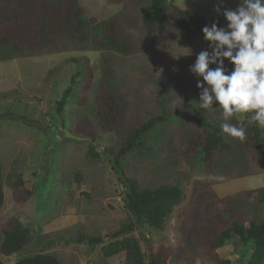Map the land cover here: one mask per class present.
<instances>
[{"label":"rangeland","instance_id":"374dc122","mask_svg":"<svg viewBox=\"0 0 264 264\" xmlns=\"http://www.w3.org/2000/svg\"><path fill=\"white\" fill-rule=\"evenodd\" d=\"M148 1L76 0L85 8V21L96 19L86 29V41L62 36L37 50L10 48L0 54V163L5 192L0 245L3 230L12 218L19 219L32 232L31 240L20 251L12 255L0 252L4 264H14L37 253L53 254L62 264H125V252L108 257L101 244L79 242L78 238L103 235L108 241L106 234L133 220L126 209V185L104 148H119L133 124L159 113L149 76L166 83L172 96L170 119L149 132L148 144L154 145L153 150L125 158L124 171L143 188L181 185L187 195L161 228L145 224L126 234L140 240L145 256L150 243L166 244L174 249L169 264H215L201 242L215 212L204 194L215 192L217 197H225L264 186V166L254 151L223 158L209 172L196 159L181 157V148L197 130L191 111L184 107L196 101L190 98L186 103L184 95L201 90L197 82L202 80L190 71V66L199 52L210 51V42L201 39L186 43L171 21L158 28L153 40L143 42L139 10ZM172 1L181 8L219 17L222 27L227 24L224 9H235L240 2ZM111 17L117 18L123 31L134 40L135 53L123 55L93 45L92 37L101 33L102 22ZM103 55L110 58L113 69L109 85L126 100L121 124L112 132L102 131L94 115ZM225 67L226 74L234 68L226 60ZM72 76V90L59 112L57 103ZM227 138L240 142L238 138ZM19 172L27 175L34 187L33 195L24 203L14 197L12 181ZM232 203L247 213L260 208L257 202L239 193ZM253 247L252 242L234 237L218 253L231 264H247Z\"/></svg>","mask_w":264,"mask_h":264},{"label":"trees","instance_id":"16d2710c","mask_svg":"<svg viewBox=\"0 0 264 264\" xmlns=\"http://www.w3.org/2000/svg\"><path fill=\"white\" fill-rule=\"evenodd\" d=\"M75 1L0 0V54L10 48L22 51L37 50L52 45L62 36L86 41L89 38L86 29L91 23L96 22V19L85 21V8L77 5ZM139 17L140 40L143 42L153 40L158 28L167 21L175 24L183 40L188 44L205 39L202 31L205 26L210 27L215 23L222 27L219 17L181 8L172 0H149L140 6ZM101 25V33L91 39L97 49L115 51L123 55L136 52L134 40L123 31L117 18L106 19ZM101 65L100 82L95 92L94 115L102 131L112 132L121 124L126 100L118 89L109 85L108 81L113 75L110 58L106 55L101 56ZM148 79L154 84L152 98L160 107L159 113L140 118L133 124L119 148H104L112 157L113 168L121 174L126 185V209L131 213L133 220L106 234L108 241L103 235H84L78 238L79 242L101 244L103 254L108 257L125 252V264H169V259L174 253L172 246L150 243L145 256L140 240L133 234H126L145 224L161 228L187 195L181 185L161 184L154 188H143L136 178L127 176L124 171L125 158L130 154L141 155L146 150H153L154 145L148 144L149 132L157 124L170 119L169 101L172 96L166 83L161 78L153 76H149ZM73 84L74 76L57 103L59 112ZM188 92V95L187 92L184 95V100L187 103V99L192 98L191 101L195 100L196 104L191 102L188 105L184 104V107L191 111L197 130L181 148V157L196 159L202 169L209 172L223 158L232 157L238 152L254 151L258 162L264 166V129L258 127L256 122H249L251 114H244V119H240L238 115L230 121L238 128L243 127L246 133L243 141L232 142L220 128L223 120L218 107L214 104L211 110L201 109L198 107L201 90ZM14 176L15 179L12 181L14 197L18 203H24L33 195L34 187L24 173L19 172ZM238 193L257 202L260 207L258 212L252 209L247 213L238 209L232 203V199ZM204 197L209 199L208 205L215 210L211 225L205 229L201 238L206 255L215 264H231L229 259L220 257L218 249L228 240L238 237L245 243H253V252L247 264H264V186L225 197H217L215 192H207ZM4 203V181L0 163V214ZM31 238L30 227L19 219L12 218L3 230L0 252L4 255L15 254L23 249ZM0 264L4 263L0 260ZM14 264L62 263L53 254L37 253L24 257Z\"/></svg>","mask_w":264,"mask_h":264},{"label":"clouds","instance_id":"9594fccd","mask_svg":"<svg viewBox=\"0 0 264 264\" xmlns=\"http://www.w3.org/2000/svg\"><path fill=\"white\" fill-rule=\"evenodd\" d=\"M223 16L226 26L203 28L210 51L199 52L190 71L202 77L198 107L211 110L215 104L222 132L243 141L245 129L230 123L234 117L251 114L249 122L264 129V0H240L235 9H224ZM225 59L234 65L229 74Z\"/></svg>","mask_w":264,"mask_h":264}]
</instances>
